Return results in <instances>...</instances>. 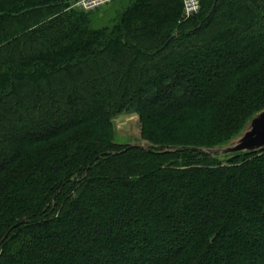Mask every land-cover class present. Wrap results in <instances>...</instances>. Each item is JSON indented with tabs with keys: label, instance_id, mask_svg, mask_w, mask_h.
Here are the masks:
<instances>
[{
	"label": "trees",
	"instance_id": "obj_1",
	"mask_svg": "<svg viewBox=\"0 0 264 264\" xmlns=\"http://www.w3.org/2000/svg\"><path fill=\"white\" fill-rule=\"evenodd\" d=\"M72 1L0 0V264H264V150L193 151L264 109V0Z\"/></svg>",
	"mask_w": 264,
	"mask_h": 264
},
{
	"label": "water",
	"instance_id": "obj_2",
	"mask_svg": "<svg viewBox=\"0 0 264 264\" xmlns=\"http://www.w3.org/2000/svg\"><path fill=\"white\" fill-rule=\"evenodd\" d=\"M262 150H264V109L256 114L249 121L241 135L235 141L227 144V146L206 150L194 149L193 151L215 157L218 155L252 153ZM23 223L24 221H20L15 226L22 225Z\"/></svg>",
	"mask_w": 264,
	"mask_h": 264
},
{
	"label": "rangeland",
	"instance_id": "obj_3",
	"mask_svg": "<svg viewBox=\"0 0 264 264\" xmlns=\"http://www.w3.org/2000/svg\"><path fill=\"white\" fill-rule=\"evenodd\" d=\"M77 1L78 0H74L71 3L74 5ZM116 1H114L115 3L113 2L109 5L103 6L99 11L95 12V18H107L112 16ZM113 127V141L115 143L124 146H138L142 148L147 146L146 142L141 139V127L137 115L125 112L113 120ZM237 138L231 142L235 141ZM218 157L221 159L223 158L222 155H218Z\"/></svg>",
	"mask_w": 264,
	"mask_h": 264
},
{
	"label": "built area",
	"instance_id": "obj_4",
	"mask_svg": "<svg viewBox=\"0 0 264 264\" xmlns=\"http://www.w3.org/2000/svg\"><path fill=\"white\" fill-rule=\"evenodd\" d=\"M114 0H78L73 8L80 11H95L103 6L109 5ZM182 1V13L185 18L198 14L200 11L199 0H181Z\"/></svg>",
	"mask_w": 264,
	"mask_h": 264
}]
</instances>
